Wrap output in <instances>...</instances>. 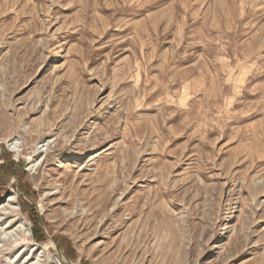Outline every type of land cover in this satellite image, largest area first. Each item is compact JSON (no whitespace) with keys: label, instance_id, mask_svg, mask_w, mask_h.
<instances>
[{"label":"rangeland","instance_id":"1","mask_svg":"<svg viewBox=\"0 0 264 264\" xmlns=\"http://www.w3.org/2000/svg\"><path fill=\"white\" fill-rule=\"evenodd\" d=\"M7 161L0 264H264V0H0Z\"/></svg>","mask_w":264,"mask_h":264},{"label":"bare ground","instance_id":"2","mask_svg":"<svg viewBox=\"0 0 264 264\" xmlns=\"http://www.w3.org/2000/svg\"><path fill=\"white\" fill-rule=\"evenodd\" d=\"M15 150V149H14ZM15 197H14V195L13 194H9V195H7L5 198H4V200H2V201H0V224L2 225H4V224H6L5 225V228H10V227H12L13 225H14V223H13V221H11V220H9L8 222L7 221H4V219H5V217H6V215H10L11 214V212H6V208H3L2 209V207H5V205L6 204H11L10 205V207L11 208H14V207H16V204H15ZM15 205V206H14ZM11 210V209H10ZM1 215L3 216V215H5V217H3V218H1ZM22 219H19V221H18V223H19V225H18V227L19 228H23L24 230H26V227H27V230H28V225H27V223L26 222H24V221H21ZM15 226V225H14ZM15 229V228H14ZM17 229V228H16ZM12 230V229H11ZM4 233V232H3ZM6 233V232H5ZM27 257V256H26ZM25 260V259H24ZM54 264H57V263H54Z\"/></svg>","mask_w":264,"mask_h":264},{"label":"trees","instance_id":"3","mask_svg":"<svg viewBox=\"0 0 264 264\" xmlns=\"http://www.w3.org/2000/svg\"><path fill=\"white\" fill-rule=\"evenodd\" d=\"M11 164L9 163V161H7L6 163L2 164L0 167L3 170L12 171V173H14L11 167ZM32 220H33L32 226H31L32 234L34 235L36 240H40V241L44 240L45 237H44L43 231L40 229V227H38V222L36 221V218L34 217L32 218Z\"/></svg>","mask_w":264,"mask_h":264}]
</instances>
